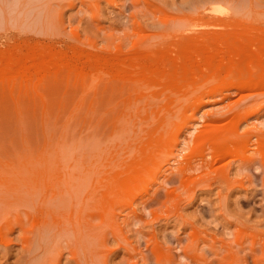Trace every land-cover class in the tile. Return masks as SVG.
Returning <instances> with one entry per match:
<instances>
[{
  "label": "rangeland",
  "instance_id": "obj_1",
  "mask_svg": "<svg viewBox=\"0 0 264 264\" xmlns=\"http://www.w3.org/2000/svg\"><path fill=\"white\" fill-rule=\"evenodd\" d=\"M0 264H264V0H0Z\"/></svg>",
  "mask_w": 264,
  "mask_h": 264
}]
</instances>
